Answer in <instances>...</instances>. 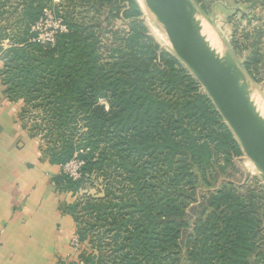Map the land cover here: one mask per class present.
Returning a JSON list of instances; mask_svg holds the SVG:
<instances>
[{
  "label": "trees",
  "instance_id": "1",
  "mask_svg": "<svg viewBox=\"0 0 264 264\" xmlns=\"http://www.w3.org/2000/svg\"><path fill=\"white\" fill-rule=\"evenodd\" d=\"M84 1L88 10L64 11L54 0L28 1L22 42L33 50L12 48L11 82L42 98L55 129L66 130L79 113L87 121L83 141L92 155L84 153L86 144L63 143L51 157L60 167L74 154L82 162L77 180L61 174L56 178L61 189L79 192L85 176L106 159L123 177L125 200L113 202L115 194L107 190L106 200L81 199L67 207L77 224L74 212L80 207L98 221L104 219L103 226L110 224L107 264H180V240L189 229L186 209L196 203L191 165L213 175L210 167L216 173L219 159L223 171L243 153L201 85L177 59L160 54L141 32L143 21H133L142 15L138 3L128 0L120 9L116 0ZM105 5L111 9L101 10ZM46 7L66 30L56 33L53 45L28 40L31 27L45 19ZM103 17L105 25L113 19L133 25L124 37L110 31L114 42L106 43L108 29L99 24ZM100 99L108 106L98 105ZM204 130L208 136L201 134ZM101 142L116 151L115 160L104 148L98 155L93 152ZM143 156L149 166H136ZM152 166L155 180L147 177ZM201 198L187 237L186 264H264V186L257 175L249 173L241 184H228Z\"/></svg>",
  "mask_w": 264,
  "mask_h": 264
},
{
  "label": "rangeland",
  "instance_id": "2",
  "mask_svg": "<svg viewBox=\"0 0 264 264\" xmlns=\"http://www.w3.org/2000/svg\"><path fill=\"white\" fill-rule=\"evenodd\" d=\"M28 1L0 0V81L4 88V96L9 101L20 105L19 119L26 126L29 133L38 140L44 154L49 160H52L51 157L64 148L63 143L65 145L71 144L73 147L86 144L85 146L88 148L84 149V153L88 152L92 155V148H90L89 143L83 141L85 140L84 134L88 131V128L86 126V119L80 116V113L66 130L55 129V122L50 118L51 112L44 109L45 104L42 98L35 91L28 90L25 87H20L16 83L11 82V70L13 69L10 68L9 58L12 55V48H23V52L33 50V48L22 42V39L26 37L24 12L27 10L26 6ZM134 1L141 7L142 15L133 21H143L145 23V27L141 31L143 35L152 40L158 47L160 54L166 53L171 55L193 76L187 67L174 55L163 27L143 6V0ZM191 1L195 6V21L198 24L197 30L201 33L199 35H205L204 37H209V39L216 41L213 40L219 45L224 56L232 62L234 69L242 73L246 81V84L244 83L246 85L245 87L264 106V0ZM54 2L56 4L61 3V9L59 10L63 11L88 10L83 4L85 2L84 0H54ZM127 2L128 0H116L115 7L123 9ZM110 9L111 6L105 5L101 10L108 11ZM44 13L46 16L45 19L37 22L31 27L30 32H28V40H36L35 42H40L42 45H53L54 42L49 40H52V36L55 37V32L60 28V22L53 18L47 7L44 9ZM103 20L104 17L100 18L99 24L102 28L108 29L104 39L106 43H113V36L115 34L124 37L130 32V27L133 25V21L123 19H113L108 25H105ZM200 28H203L201 30L204 31V34H202ZM110 31H114L115 34L111 35ZM98 105L108 106L106 101L102 99L98 101ZM201 134L208 136L209 132L208 130H204ZM102 148L107 151L106 154H111L114 160L117 158L116 151L111 148L109 143L101 142L98 150L95 149L93 152L98 155L99 150ZM143 158L137 160L135 165L139 167H143L144 164L145 167L149 166L147 162L148 158L146 156H143ZM73 159L80 161L76 158V154L73 155L71 160ZM136 159L133 156L131 160L135 161ZM220 166H223V162L219 159L215 166L216 173L214 167L211 166L213 175H210L207 172L204 174L203 172L205 171L200 169L197 164L191 165L197 190L196 203H193L186 209V220L189 221V229L183 231L184 233L180 240V264H186L185 252L188 244L187 237L192 229V220L199 213L198 205L203 202L201 201V197L208 194V192H212L228 184H241L249 173H253L259 178L254 165L244 153L241 157L233 158L232 164L226 165L223 171H219ZM114 167L115 165H110L106 159L101 168L93 167L92 175L87 174L85 176L80 185V193L64 190L66 193L75 195H73L75 202L72 205L81 199H83V203L87 199L91 201L95 198H104L103 200H106L108 198L106 197L107 190H112L111 192L115 194L112 197L113 202L118 201L120 199L118 197L125 200L124 197L126 196H121L124 195L121 189L125 186V183L124 180L123 184L120 183L123 177L121 176L122 179L120 178V175L116 173L118 170L114 169ZM147 170H150L149 167ZM68 172L63 173L61 170L60 174L67 176ZM149 176H152V180H155L154 176L156 174L154 167L149 171L147 177ZM259 180L262 186H264L262 180L260 178ZM77 193L79 194L77 195ZM66 211L68 212V210ZM74 215L79 219L77 229L80 234H78L79 236L76 235L79 249L74 250L77 255L67 264H99L98 260L103 261L101 264L110 262L112 232H106L107 226L110 224L108 223L109 225L103 226L102 222H104V219L98 221V219L83 212L81 207L74 212ZM106 221L108 222V219ZM82 234L83 236L80 238ZM71 248L73 249L72 246ZM252 264H254V260H252Z\"/></svg>",
  "mask_w": 264,
  "mask_h": 264
},
{
  "label": "crops",
  "instance_id": "3",
  "mask_svg": "<svg viewBox=\"0 0 264 264\" xmlns=\"http://www.w3.org/2000/svg\"><path fill=\"white\" fill-rule=\"evenodd\" d=\"M3 92L0 81V264H67L77 255L70 246L77 223L66 211L75 195L60 188L61 167Z\"/></svg>",
  "mask_w": 264,
  "mask_h": 264
},
{
  "label": "water",
  "instance_id": "4",
  "mask_svg": "<svg viewBox=\"0 0 264 264\" xmlns=\"http://www.w3.org/2000/svg\"><path fill=\"white\" fill-rule=\"evenodd\" d=\"M149 2L174 55L201 85L264 185V124L255 114L243 89L245 79L242 73L236 71L227 58L228 70L221 63L216 65L213 55L197 33L196 11L191 0Z\"/></svg>",
  "mask_w": 264,
  "mask_h": 264
},
{
  "label": "bare ground",
  "instance_id": "5",
  "mask_svg": "<svg viewBox=\"0 0 264 264\" xmlns=\"http://www.w3.org/2000/svg\"><path fill=\"white\" fill-rule=\"evenodd\" d=\"M143 6L147 9V11L149 13H151L152 16H155L149 0H143ZM194 20H195V17H194ZM195 23H196V21H195ZM197 26H198V24L196 23V29H197ZM201 29L203 30V28H200V30ZM197 33L199 35L200 32H198V30H197ZM202 34H204V31H202ZM200 35H201V33H200ZM200 35H199V37L201 38L204 46L206 47L208 52L213 55V58L217 63L216 65H219V63H221L225 66V69L228 70L229 67L226 64V57L224 56L223 51H221V49L219 48V45L217 43H215L216 41L214 39H212V40L209 39V37L208 38L204 37L205 35L204 36H200ZM242 86H243L245 93L247 94V96L249 98V102H250L255 114L258 116L261 123L264 124V106L259 102V100H257L255 98V96L251 93V91L245 87L246 85L244 84V81L242 83Z\"/></svg>",
  "mask_w": 264,
  "mask_h": 264
},
{
  "label": "built area",
  "instance_id": "6",
  "mask_svg": "<svg viewBox=\"0 0 264 264\" xmlns=\"http://www.w3.org/2000/svg\"><path fill=\"white\" fill-rule=\"evenodd\" d=\"M59 32L62 31H66L65 27L59 24ZM56 31L55 34L58 32ZM49 41H53L54 42V37L52 36V40ZM82 166V162L77 161L76 159L70 160L68 163H66L65 165L61 166V170L63 171V173H67V176L69 178H71L72 180H77L80 177V167ZM71 171V172H70ZM71 246L73 247V250H78L79 248V243L77 241V238H74L71 240Z\"/></svg>",
  "mask_w": 264,
  "mask_h": 264
}]
</instances>
